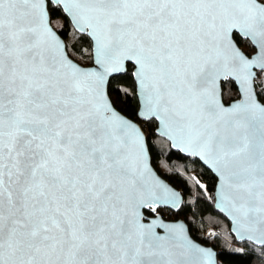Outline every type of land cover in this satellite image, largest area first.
<instances>
[{"label": "snow or ice", "instance_id": "1", "mask_svg": "<svg viewBox=\"0 0 264 264\" xmlns=\"http://www.w3.org/2000/svg\"><path fill=\"white\" fill-rule=\"evenodd\" d=\"M52 3L96 67L70 58L48 0H0V264H209L182 226L142 222L180 200L150 166L153 123L213 169L235 230L264 244V0ZM129 72L139 123L109 95ZM228 77L240 98L226 106Z\"/></svg>", "mask_w": 264, "mask_h": 264}, {"label": "trees", "instance_id": "2", "mask_svg": "<svg viewBox=\"0 0 264 264\" xmlns=\"http://www.w3.org/2000/svg\"><path fill=\"white\" fill-rule=\"evenodd\" d=\"M48 10L50 24L63 39L70 58L80 66H89L92 57L88 37L74 31L58 6L48 3ZM233 38L240 50L248 51L244 39H240L236 34ZM119 76V81L110 78L113 85L109 90L110 98L114 107L125 117L138 121L136 119L138 100L135 97L134 82L130 72ZM257 82H264V78ZM256 92L258 97H264V87H257ZM221 95L223 103L235 100L238 97L235 84L230 80L223 81ZM155 126L153 123L151 128L145 127L151 165L162 179L182 195V205L177 211L158 209L156 212L163 219L183 220L192 239L215 250L217 264H264V247L237 242L229 232L230 224L221 213L215 212L213 189L216 181L210 171L204 169L195 158L171 151L168 142L154 134ZM144 214L150 216L149 211H144Z\"/></svg>", "mask_w": 264, "mask_h": 264}, {"label": "water", "instance_id": "3", "mask_svg": "<svg viewBox=\"0 0 264 264\" xmlns=\"http://www.w3.org/2000/svg\"><path fill=\"white\" fill-rule=\"evenodd\" d=\"M48 3L49 4H52L53 6H57L56 4H54V3H52V0H48ZM61 9V13H62V15H64L65 17H66V19H67V21L70 23V25L73 27V29H74V31L77 33V34H81V33H79L77 30H76V28L74 27V25H73V23H72V20H71V18L69 17V16H67V14H65L63 11H62V8H60ZM49 26H50V28L52 29V31L57 35V37L63 42V39L61 38V36H59L58 34H57V32H56V30L53 28V26H51V24H50V16H49ZM234 34H236L240 39H242L243 40V38L241 37V36H239V34L238 33H234ZM83 35V34H82ZM89 39V38H88ZM89 41H90V46H91V40L89 39ZM235 41V40H234ZM64 43V42H63ZM238 47V46H237ZM65 50H66V48H65ZM242 51V50H241ZM91 57H92V60H91V64L89 65V66H83V65H81V67H83V68H86V69H91V68H95L96 67V65H95V62H94V56H93V52H92V47H91ZM72 59V58H71ZM73 60V59H72ZM74 61V60H73ZM75 62V61H74ZM76 63V62H75ZM79 65V64H78ZM255 71V70H254ZM225 80H230L232 83H234L235 84V87H236V91H237V93H238V97L237 98H235V100H237V99H239L240 98V95H239V84H238V82L234 79V78H232V77H228V78H226V79H221L220 81H219V84H218V87H219V90H220V93H221V83L223 82V81H225ZM135 97L137 98V95H136V93H135ZM221 97H222V95H221ZM137 100H138V98H137ZM235 100H233V101H235ZM232 101H230L229 103H224L226 106L228 105V104H230ZM138 107H139V101H138ZM138 107H137V109H138ZM119 111V110H118ZM120 112V111H119ZM121 113V112H120ZM122 114V113H121ZM123 115V114H122ZM124 116V115H123ZM126 118H128V117H126ZM128 119H130V118H128ZM136 119H137V117H136ZM131 120H133V119H131ZM134 122H137V123H139L138 121H136V120H133ZM156 127V126H155ZM155 129V128H154ZM155 134V133H154ZM157 137H159V138H162V139H164V140H166L167 142H168V145H169V148H170V150L172 151V150H174L175 152H178L180 155H182V156H185V157H190V158H195L196 160H198L199 161V163L201 164V166L204 168V169H207V170H209L210 171V173L213 175V177H214V179H215V186H214V189H213V208H214V210H215V212H217V213H221L222 215H223V217L226 219V221L228 222V224H230V228H229V232L235 237V239H236V241L237 242H240V243H242V242H247V243H249V244H252V245H255V246H257V247H264V244H262V243H260V242H258V241H256V240H249L248 238H247V234H244V238H241V233H239V232H237L235 229H236V224H235V222H234V220L231 218V216L228 214V212L226 211V210H224V206L221 204V202H220V199H219V197H220V180H219V177L216 175V173L213 171V169L211 168V167H209L207 164H205L202 160H200L198 157H194V156H189V155H186V154H184V153H181V152H179V150L178 149H175V148H173V147H171V141H169V140H167L166 138H164V137H162V136H159V135H157V134H155ZM146 143H147V141H146ZM148 156H149V152H148ZM149 159H150V156H149ZM150 166H151V168H152V171H153V173L155 174V176H156V178L160 181V183L162 184V185H164V186H166L168 189H170L171 191H174V192H176V193H178V195H179V197H180V200H179V205L177 206V207H173L170 203L169 204H164V203H161V204H159L156 208H155V210L153 211L151 208H143L142 210H141V212H142V217H143V221L142 222H144V223H155V224H164V225H169V226H171V225H179V226H182V228H183V230H184V235H186L187 236V238L193 243V244H195V245H197L198 247H200V248H202V249H205V250H207V251H210L211 253H212V257H211V259H210V261H209V264H217V257H216V252H215V250L211 247V246H209V247H206V246H204V245H202L201 243H197L194 239H192V237L191 236H189V233H188V227L186 226V224L184 223V221L183 220H181V219H176L175 221L174 220H167V219H163V217L162 216H160V214L159 213H157L156 211L158 210V209H168V210H170L171 212H175V211H177L180 207H181V205H182V195L180 194V192L174 187H172L169 183H167L164 179H162L159 175H158V173H156L155 172V170H154V168H153V166L151 165V162H150ZM144 211H149L152 215H150V216H147V215H145L144 214ZM157 230V232H159L161 235H163L164 234V229L163 228H157L156 229Z\"/></svg>", "mask_w": 264, "mask_h": 264}, {"label": "built area", "instance_id": "4", "mask_svg": "<svg viewBox=\"0 0 264 264\" xmlns=\"http://www.w3.org/2000/svg\"><path fill=\"white\" fill-rule=\"evenodd\" d=\"M141 127H142V130H143L144 132H146L145 127H144L143 124H141ZM145 134H146V133H145Z\"/></svg>", "mask_w": 264, "mask_h": 264}, {"label": "flooded vegetation", "instance_id": "5", "mask_svg": "<svg viewBox=\"0 0 264 264\" xmlns=\"http://www.w3.org/2000/svg\"><path fill=\"white\" fill-rule=\"evenodd\" d=\"M150 215H152V214L150 213Z\"/></svg>", "mask_w": 264, "mask_h": 264}]
</instances>
